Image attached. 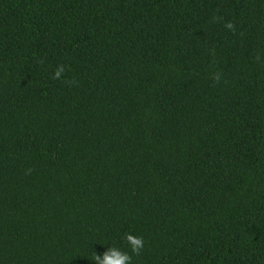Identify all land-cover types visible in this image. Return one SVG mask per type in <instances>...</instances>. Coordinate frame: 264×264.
Masks as SVG:
<instances>
[{
  "label": "trees",
  "instance_id": "trees-1",
  "mask_svg": "<svg viewBox=\"0 0 264 264\" xmlns=\"http://www.w3.org/2000/svg\"><path fill=\"white\" fill-rule=\"evenodd\" d=\"M126 233L133 264H264V0H0V264Z\"/></svg>",
  "mask_w": 264,
  "mask_h": 264
},
{
  "label": "clouds",
  "instance_id": "clouds-1",
  "mask_svg": "<svg viewBox=\"0 0 264 264\" xmlns=\"http://www.w3.org/2000/svg\"><path fill=\"white\" fill-rule=\"evenodd\" d=\"M226 27L232 29L233 25L229 23ZM64 71L65 69L63 65L58 66L53 78L61 79ZM213 80L219 82L220 74H214ZM65 83H72V81H65ZM123 239L130 248V252L123 251L115 246L109 247L102 257L100 255L93 254L95 264H133V257L139 256L143 251L145 246L144 238L142 236H136L132 233H126Z\"/></svg>",
  "mask_w": 264,
  "mask_h": 264
}]
</instances>
